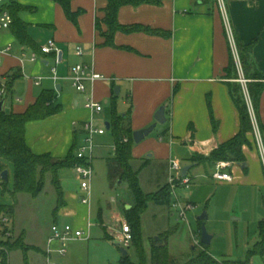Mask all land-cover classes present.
<instances>
[{"label":"crops","instance_id":"0c3cea01","mask_svg":"<svg viewBox=\"0 0 264 264\" xmlns=\"http://www.w3.org/2000/svg\"><path fill=\"white\" fill-rule=\"evenodd\" d=\"M152 1L157 3L120 8L117 21L122 27L138 26L160 34L118 31L113 35L111 47L104 46L102 34L106 27L101 24L97 30L95 26L96 18L103 17L104 1L72 0L71 11H83L76 26L67 21L57 4L49 0L17 1L29 10L21 13L20 18L28 26L27 34L34 43V49L20 45L10 29L0 32V50L10 46L9 53L0 57V88L5 87L2 111L21 114L43 91L55 92V101L61 106L59 114L26 124L25 142L33 154H49L55 159H64L74 148L75 155L83 142H78L76 130L85 137V123L92 121L97 128L108 125V131L105 128L103 135L95 136L103 137L106 132L111 133L110 123L114 116H128L132 134L155 124L148 137L157 131L158 139L146 137L139 144L133 142L132 156L136 159L134 153L141 149L142 154H148L147 165L155 163L153 165L162 167L164 174L158 183L159 190L167 185L169 160L184 157L188 162L185 167L190 166V170L197 166L209 167L194 160L209 157L219 145L238 133V113L228 92V84L240 79L234 36L244 45L257 40L252 49V60L264 74V0H231L226 3L217 0L216 4H203L201 0ZM43 5L46 9L49 7L51 14L41 23H35L31 15ZM38 28L49 33V41L54 42L60 56L56 58L54 53H41V46L32 33ZM78 49L82 51L81 57L76 56ZM28 53L30 57L25 56ZM31 56L36 58L34 62L30 61ZM230 61L234 63V72L228 69ZM76 64L92 68L105 80L86 84V93H77L64 79ZM52 68L60 78L57 82L49 79ZM37 78L41 80L36 85ZM42 82H46L44 87H41ZM7 84L11 86L10 91L6 90ZM116 87L119 88L118 95L114 93ZM241 87L253 125V132L247 135L249 145L242 148L246 162L243 166L231 164L227 169L232 176L231 183H215L222 187L247 185L264 190L261 151L264 154V130H259V126L264 128V91L255 114L245 88ZM88 97L101 106L110 105L111 111L102 106L100 113L91 114L83 107ZM162 107L165 122L158 124L154 116ZM95 121H100V124ZM113 153L112 142L111 157L101 162L108 179L107 164ZM94 161L93 157L92 169ZM119 184L113 185L109 181L111 188L116 189ZM1 189L0 206H11L13 203L8 201L11 191L5 198ZM60 194L63 206L56 211V217L89 216L86 205L69 200L62 189ZM129 208L125 205V210ZM56 217L53 224L59 225ZM10 231L13 235V229ZM18 239L23 243L22 235ZM24 247L26 250L31 248ZM44 249L45 244L37 249L43 257Z\"/></svg>","mask_w":264,"mask_h":264},{"label":"rangeland","instance_id":"374dc122","mask_svg":"<svg viewBox=\"0 0 264 264\" xmlns=\"http://www.w3.org/2000/svg\"><path fill=\"white\" fill-rule=\"evenodd\" d=\"M50 14L49 7L46 9V5H43L31 17L34 18L35 23H41L40 21ZM32 33L41 47L51 39L49 33L40 28L33 29ZM25 56L30 57L29 53ZM236 83L239 82L232 84ZM45 85L46 82H42L41 87ZM102 106L106 111H111L110 105ZM95 122L100 124V121ZM79 131L76 130L78 142L84 141L86 136H82ZM150 137L157 140V131ZM112 142L110 132H106L103 137L94 138L95 161L90 196L80 189L81 182L72 168L61 169L57 174L60 188L69 200H75L77 204H81L80 197L88 199L86 205L90 212L88 217L83 214H78L77 217H56L57 192L49 175L46 176L43 188L36 197L18 194L15 198L8 200L14 206L8 226V229H13L14 234L12 235L11 231L9 242L13 243L22 235L23 243L31 247L26 251L17 249L6 254L9 264H45L43 255L37 249L43 248L55 217L59 225H68L76 230H82L86 237L83 240L69 242L64 257L53 255L52 262L55 264H120L122 256L120 250L127 253L126 256L131 264L140 263L136 250H141L145 258L144 264H151V243L158 239L162 240L171 231L173 234L168 239V256L173 260V264H186L201 252L207 253L219 263L244 262L247 259L248 252L253 249L258 240L257 224L264 219V190L250 188L247 185L222 187L211 180L213 170L202 166L193 167L189 171L187 177L191 179V184L188 188L181 187L173 191L169 206H158L152 203L148 205L139 219L137 242L131 240L128 248L119 244L121 224H127L123 221L125 205L132 208L133 199L125 182L120 183L116 189L109 186V179L101 162L111 157ZM82 144L83 142L79 146ZM142 153L141 149L135 151L134 155L137 158L134 159L132 156L130 166L134 172L138 173L141 191L144 194L155 193L158 191V183L163 177L164 170L157 164L153 165L155 163L147 165L146 155L148 154ZM177 160L180 169L188 163L184 157ZM204 160L205 158L202 157L198 159L202 164ZM11 167L7 166L10 173L8 183L5 185L6 190L2 192L5 198L12 191ZM175 175L176 173L173 174ZM63 184L67 186L63 188ZM184 209V217L181 218ZM203 213L207 215L204 223L206 232L212 237L210 245L206 247L200 244L201 225L197 221ZM249 262L264 264V260L257 256L251 257Z\"/></svg>","mask_w":264,"mask_h":264},{"label":"trees","instance_id":"16d2710c","mask_svg":"<svg viewBox=\"0 0 264 264\" xmlns=\"http://www.w3.org/2000/svg\"><path fill=\"white\" fill-rule=\"evenodd\" d=\"M18 0H7L6 7L12 17V25L10 30L16 41L25 47L34 49V43L28 37V26L21 18L20 14L29 11L27 7L21 6ZM57 4L63 11L67 21L73 25H77V19L82 15L83 11L78 10L72 12L70 4L72 0H49ZM106 3L102 10L103 17L96 18L95 26L99 30L100 25L106 27V32L102 34L105 39L104 46H112L113 35L118 31L123 32H145L149 34H160L147 28L138 26L122 27L117 21V14L120 8L124 6H133L144 3L155 4L152 0H100ZM224 3L231 0H222ZM234 1H250V0H234ZM203 4H216L217 0H201ZM256 39L247 45L234 36V42L237 49L238 59L242 71L243 78L250 83H246V90L250 99V103L254 113L258 109L262 92L264 91V74L261 73L254 65L252 60V49L256 43ZM229 70L234 72V63L230 61ZM10 84L6 86V90L10 91ZM229 96L238 113L239 130L238 133L229 141L219 145L211 152L209 157L205 158L204 164L214 168L218 162H227L230 164H238L243 166L246 162L242 152L244 146H248L247 135L253 132V125L246 104L241 84H228ZM175 93V91H174ZM0 96V102L2 101ZM56 94L53 91H43L21 114H5L0 111V174L7 170V166H12V191L10 197L13 199L18 194H26L36 197L42 190L46 176L51 177L52 185L57 192V210L63 206L60 194V185L57 180V174L61 169L72 168L79 161L70 150L64 159H55L49 154L35 155L27 147L25 142V126L30 122L43 121L51 116L61 112V106L55 101ZM110 130L113 136L114 153L112 159L108 162L109 181L115 185L117 182L126 183L128 190L133 199V206L123 212V219L129 225L133 242H137L139 237V219L146 211L149 204L158 206H168L170 203V190L168 186H164L155 193L144 194L138 184V173L134 172L130 166L132 161V132L128 122V116L125 118L113 117L110 123ZM260 132L264 128L259 126ZM199 158L194 160L200 163ZM5 183H1L3 191L6 190ZM14 212L13 204L11 206H0V218L11 217ZM201 225V223L199 222ZM173 234L171 231L162 240L158 239L151 243V264H173L168 256V239ZM258 240L253 249L248 252L247 259L244 262H217L213 260L207 253H199L195 258L190 259L186 264H250L249 260L253 256H257L264 260V219L257 224ZM4 247L10 253L16 249L26 251V247L22 246V240L17 239L13 243L4 242ZM140 258L139 264H144L145 258L141 250H136ZM4 261V260H3ZM5 264V263H1ZM120 264H131L127 256H121Z\"/></svg>","mask_w":264,"mask_h":264},{"label":"built area","instance_id":"2783aa9c","mask_svg":"<svg viewBox=\"0 0 264 264\" xmlns=\"http://www.w3.org/2000/svg\"><path fill=\"white\" fill-rule=\"evenodd\" d=\"M7 0H0V32L8 31L12 25V17L6 7ZM10 51V46H6V48L0 50V57L6 56ZM40 51L44 55H49L51 53L55 54V57L59 56V51L56 48L53 41H49L46 45L40 48ZM77 57L82 56V51L80 49L76 52ZM36 60L35 56H31L30 61L34 62ZM237 60V56H236ZM238 69L240 72V84L246 88L247 81L243 78L240 63L237 60ZM49 79L53 82H57L60 78L57 76L56 69L52 68L50 70ZM65 80L69 81L71 87L79 94L86 93V84H93L97 81H103L105 78L95 71L83 64H76L70 70V75ZM41 80V78L36 79V85ZM246 97L248 98L247 91H245ZM5 87L1 86L0 88V96H4ZM83 107L85 110L90 112L91 114H98L101 112L102 107L100 104L93 101L92 98L88 97L85 99ZM84 132L86 134V138L83 141V144L78 147L75 158L79 161L78 164L72 167L75 175L78 180L81 182L80 189L90 196V184L93 178V169H92V160H93V150H94V137L97 135H103L105 133V128H97L93 124L92 121H89L84 124ZM258 137V136H257ZM259 139V137H258ZM260 141V140H259ZM261 147V146H260ZM262 151V157L264 161V154ZM230 163L227 162H218L215 164L213 173L211 175V179L214 182H222V183H231L232 176L227 173V169L230 167ZM168 179L167 186L172 194L177 188L185 187L188 188L191 184V179L186 177H181V169L178 160L171 159L168 162ZM176 173L175 176L173 174ZM2 183V179L0 177V186ZM81 204L87 205L88 199L85 197H81ZM190 207V206H189ZM184 212L181 213V218L184 217ZM122 223V222H121ZM9 217L0 218V264L8 263V258H6V254H8L7 249L4 247L3 243L11 241V231L8 229L9 227ZM86 239L84 232L82 230H76L68 225H57L53 224L50 227L49 236L45 243V249L43 251L45 264H55L52 262V256L56 255L59 257H64L66 255L67 245L71 241H79ZM119 244H121L124 248H128L130 242L132 240L130 227L123 223L121 224V237L118 238ZM4 260V261H3Z\"/></svg>","mask_w":264,"mask_h":264},{"label":"water","instance_id":"95a60500","mask_svg":"<svg viewBox=\"0 0 264 264\" xmlns=\"http://www.w3.org/2000/svg\"><path fill=\"white\" fill-rule=\"evenodd\" d=\"M60 56V54H59ZM56 90H58V88H56ZM118 92H119V88H115L114 89V93L115 95H118ZM2 105H3V102L1 101L0 102V111H2ZM154 120L156 123L158 124H164L165 122V119H164V108H160L156 115L154 116ZM105 128L106 130L108 131L109 130V126L108 125H105ZM155 128V124H153L152 126H150L149 128H146L144 130H141V131H137V132H134L132 134V140L135 144H139L141 141H143L146 137H148L152 131L154 130ZM190 170V166L188 167H184L182 168L181 170V177H186L187 175V172ZM8 176H9V172L8 170H5L3 171L1 174H0V177L2 179V182L7 184L8 183ZM65 184H63L64 186ZM207 220V215L206 213H203L201 216H199L197 218V221L201 223V228H200V244L202 246H209L210 243H211V240H212V237L208 235V233L206 232V229H205V226H204V223L205 221ZM121 252V255L122 256H126L127 253L124 251V250H120Z\"/></svg>","mask_w":264,"mask_h":264}]
</instances>
